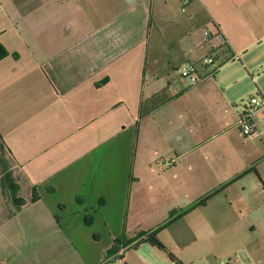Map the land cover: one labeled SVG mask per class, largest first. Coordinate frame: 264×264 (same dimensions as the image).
<instances>
[{"label":"crops","instance_id":"crops-1","mask_svg":"<svg viewBox=\"0 0 264 264\" xmlns=\"http://www.w3.org/2000/svg\"><path fill=\"white\" fill-rule=\"evenodd\" d=\"M0 42V264H172L129 249L188 209L157 234L186 264L214 228H264V109L238 127L264 0H0Z\"/></svg>","mask_w":264,"mask_h":264},{"label":"rangeland","instance_id":"rangeland-1","mask_svg":"<svg viewBox=\"0 0 264 264\" xmlns=\"http://www.w3.org/2000/svg\"><path fill=\"white\" fill-rule=\"evenodd\" d=\"M179 226L185 230L189 225ZM244 229L247 230L240 240V230ZM213 243H215L214 247L219 248V251L210 253V256L216 255L217 261L221 260L227 264H264V228H254L253 225H231L230 229L219 228L218 230L214 228L210 239L206 238L199 241L196 245L198 248L195 247L193 251L194 247L191 248L193 261L190 264H216V261H208L207 252L212 250ZM132 246L133 244L129 250L137 249L141 244ZM145 247L152 249L151 246ZM172 264L176 263L173 262Z\"/></svg>","mask_w":264,"mask_h":264},{"label":"built area","instance_id":"built-area-1","mask_svg":"<svg viewBox=\"0 0 264 264\" xmlns=\"http://www.w3.org/2000/svg\"><path fill=\"white\" fill-rule=\"evenodd\" d=\"M206 42L211 43L214 37L220 36L219 33L213 31L211 27L205 29ZM212 50H214L212 48ZM215 62L214 54H210L202 58L200 61L192 62L182 69V74L186 77L190 85L198 84L210 74H204L199 69V64L209 65ZM242 110L239 114L238 127L244 136L253 135L256 132V116L264 109V95L256 93L247 95L242 101ZM124 247H121L117 255L122 254ZM205 264V263H203ZM216 264H227L224 261H216Z\"/></svg>","mask_w":264,"mask_h":264},{"label":"trees","instance_id":"trees-1","mask_svg":"<svg viewBox=\"0 0 264 264\" xmlns=\"http://www.w3.org/2000/svg\"><path fill=\"white\" fill-rule=\"evenodd\" d=\"M216 32V31H215ZM218 33V31L216 32ZM9 54L7 48L4 46V44L2 42H0V60L4 57H6ZM216 70V69H215ZM2 138V135L0 133V139ZM218 190L213 191L212 193H210L209 195H207L206 197H204L200 204H205L207 202V200L213 196L214 194H216ZM35 197H37V194L35 193ZM195 207V206H194ZM192 207V208H194ZM185 210L182 211L181 213H172L170 216V219L168 220V222H166L164 225L159 226L158 228H156L155 230L149 232V233H144L142 235H140L139 239H137L134 243L133 246H137L143 243H149L150 245H152L153 247H156L158 250L163 251L167 257L172 261L175 262L176 264H186L184 263L177 255H175L174 253H172L171 251H169L167 249V247L165 246V244L159 239L158 237V232L160 230H162L163 228H165L166 226H168V224H170L171 222H173L174 220L180 218L181 216L187 214V212L189 211ZM89 222V221H88ZM130 242V241H129ZM132 242V241H131ZM122 238H117L115 240L114 246L112 248V250L110 251V254L113 253H118L120 248L122 247ZM132 246V247H133Z\"/></svg>","mask_w":264,"mask_h":264}]
</instances>
